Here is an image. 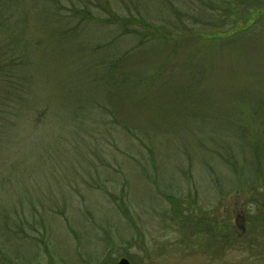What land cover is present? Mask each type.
Returning a JSON list of instances; mask_svg holds the SVG:
<instances>
[{"label":"rangeland","instance_id":"rangeland-1","mask_svg":"<svg viewBox=\"0 0 264 264\" xmlns=\"http://www.w3.org/2000/svg\"><path fill=\"white\" fill-rule=\"evenodd\" d=\"M71 1L150 26L67 38L32 13L47 123L27 134L39 157L3 167L23 184L0 185V229L24 219L21 203L41 224L10 242L19 264H264V16L246 21L264 0ZM113 67L135 87L115 88ZM140 132L151 153L133 148Z\"/></svg>","mask_w":264,"mask_h":264},{"label":"trees","instance_id":"trees-1","mask_svg":"<svg viewBox=\"0 0 264 264\" xmlns=\"http://www.w3.org/2000/svg\"><path fill=\"white\" fill-rule=\"evenodd\" d=\"M52 1L56 6L55 9L50 6V9L48 8V0H0V152L3 155L6 152V156L0 155V185H4L5 187L23 184L22 181L17 178L19 177L17 173L9 168L3 167L10 166L12 163H19L23 167L24 165H22L21 158L24 156L31 155L32 158H29L30 160L33 159L35 155L39 157L41 145L43 143L40 142L41 136H37V138L32 136L28 140L27 134L36 123L37 125L39 123H47L43 120L44 113H39L41 110L39 106L43 105V102L40 99L42 96L39 95L35 87V57L27 54V51L31 49V47L32 50L34 49V52L37 51L34 46V39H31L26 33L30 25L32 13L36 12L39 19L43 20L45 24H48L47 26L56 27V29L61 31L67 38L69 35H73L75 31L86 29L91 23L104 26L110 25L112 21H116V27L121 30L122 28L124 29L122 35H125V37L138 33V31L131 29V25H138L143 28L150 26L145 23L146 21L143 17H140L139 20L133 18L125 19L118 14H114L108 4H106L108 11L104 8L100 9L102 13H106L109 16L107 20H104L101 18V13L98 11L94 13L90 10V7L87 6L88 4L81 6L75 4L71 0ZM67 4H69V6ZM64 8H68V13L63 11ZM262 16H264V4L261 7V11L246 16L249 29L257 22V18ZM49 18L53 20L51 23H49ZM150 36L151 35H148L147 37L150 38ZM110 69L111 68L108 69L106 75L111 78L112 74L114 76L112 77L113 79L116 77L117 81L114 86L115 88H124L126 85L131 84L134 86V79L132 80L130 77L123 74L117 75L116 72L113 74L112 71H116L115 67ZM83 111L84 108L81 112ZM79 112L80 109L78 111L76 110L74 113L77 119L83 116V114L80 115ZM57 116L60 118H57L60 126L68 124L65 123L67 119H73L72 116H68L66 110H60ZM104 117V115H100L101 121ZM84 119H86L85 116ZM79 120H82V118ZM121 131H125L126 133L129 132V134L131 133V130L126 127ZM122 132H120V135H125ZM60 137H62V134L59 135L58 138ZM136 138L138 143L133 148L140 153L144 151L151 153L149 142H151L152 145V138L149 134L140 132L139 136ZM119 139L122 140V137L119 136ZM8 143H12V146L6 149ZM65 149L63 145H59L54 153H66ZM19 154L22 155L20 156ZM15 155L18 156L16 159L14 157ZM8 156L11 157V159H7ZM33 162L34 163H30V165L24 169H36L38 167V162L36 160ZM34 172L35 171L32 173ZM172 199V197L166 196L167 201L171 202ZM1 206L2 205H0V207ZM24 206L25 205L21 203L24 219L17 221L10 217L7 225L0 229V264H19L20 255L17 249H15L16 247L14 248L10 242L21 232L24 231L27 233V227L32 229L35 226L41 225L35 218L36 209H34L32 213L28 211L26 215L25 208H29ZM30 208H32V206ZM10 222L12 227L10 226Z\"/></svg>","mask_w":264,"mask_h":264},{"label":"water","instance_id":"water-1","mask_svg":"<svg viewBox=\"0 0 264 264\" xmlns=\"http://www.w3.org/2000/svg\"><path fill=\"white\" fill-rule=\"evenodd\" d=\"M118 264H130L126 259H122Z\"/></svg>","mask_w":264,"mask_h":264}]
</instances>
